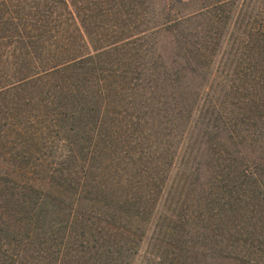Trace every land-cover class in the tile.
<instances>
[{"label": "trees", "instance_id": "trees-1", "mask_svg": "<svg viewBox=\"0 0 264 264\" xmlns=\"http://www.w3.org/2000/svg\"><path fill=\"white\" fill-rule=\"evenodd\" d=\"M173 1L0 0V264H264V0Z\"/></svg>", "mask_w": 264, "mask_h": 264}, {"label": "rangeland", "instance_id": "rangeland-1", "mask_svg": "<svg viewBox=\"0 0 264 264\" xmlns=\"http://www.w3.org/2000/svg\"><path fill=\"white\" fill-rule=\"evenodd\" d=\"M187 0H181V1H173V3H172V11H173V13H176V12H185V11H189V10H191L192 8H194V7H197V6H199V3H197V2H194L192 5L191 4H189V5H185V2H186ZM177 10V11H176Z\"/></svg>", "mask_w": 264, "mask_h": 264}]
</instances>
